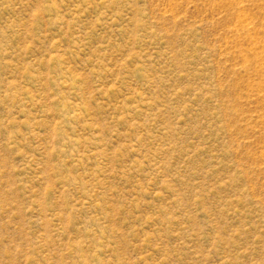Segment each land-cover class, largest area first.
Returning <instances> with one entry per match:
<instances>
[{
  "label": "rangeland",
  "instance_id": "374dc122",
  "mask_svg": "<svg viewBox=\"0 0 264 264\" xmlns=\"http://www.w3.org/2000/svg\"><path fill=\"white\" fill-rule=\"evenodd\" d=\"M0 264H264V0H0Z\"/></svg>",
  "mask_w": 264,
  "mask_h": 264
}]
</instances>
